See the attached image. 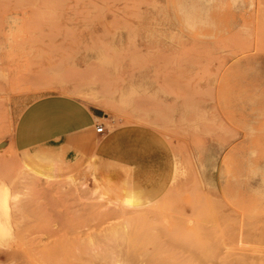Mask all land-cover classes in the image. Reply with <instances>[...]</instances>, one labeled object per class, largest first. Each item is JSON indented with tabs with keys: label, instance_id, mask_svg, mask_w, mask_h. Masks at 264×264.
<instances>
[{
	"label": "rangeland",
	"instance_id": "rangeland-1",
	"mask_svg": "<svg viewBox=\"0 0 264 264\" xmlns=\"http://www.w3.org/2000/svg\"><path fill=\"white\" fill-rule=\"evenodd\" d=\"M0 184V264H264V0H0Z\"/></svg>",
	"mask_w": 264,
	"mask_h": 264
},
{
	"label": "crops",
	"instance_id": "crops-1",
	"mask_svg": "<svg viewBox=\"0 0 264 264\" xmlns=\"http://www.w3.org/2000/svg\"><path fill=\"white\" fill-rule=\"evenodd\" d=\"M50 97H54V96H50ZM55 97H58V96H55ZM44 98H46V97H44ZM70 100H72V99H70ZM72 101H75L77 104H79L81 107H83L89 113V115H90L89 124L75 128V129H72L70 131H65V132L59 133L56 136H58L60 134L69 133V132H72L74 130H82V129L91 128L94 124V121L101 119V117H102L99 108L84 105V104H82L76 100H72ZM98 124H102L104 127L102 132L96 131V126ZM52 125L53 124H48V125L44 124L39 132L27 134L25 136V138H27L30 141V143H32V144H27V145H34L37 143H42V142H45L49 139L54 138L55 136L52 137V133H53V126ZM95 125L96 126L94 127V130L96 133L100 134V133L105 132V125L103 123H97ZM27 145H22V146H27ZM100 155H105V154L101 153ZM105 156H108V155H105ZM109 157H111V156H109ZM116 159H119V158H116ZM27 161H28V163H25V164L28 167L35 169V170H38L44 174H51V175H57V176H62L64 174V172L61 169H59L57 166H55V162L53 161V159H49L43 153H39L38 151H33L31 153H28ZM126 164H128V163H126ZM128 165L130 166V164H128ZM97 179H99V178L97 177Z\"/></svg>",
	"mask_w": 264,
	"mask_h": 264
},
{
	"label": "bare ground",
	"instance_id": "bare-ground-1",
	"mask_svg": "<svg viewBox=\"0 0 264 264\" xmlns=\"http://www.w3.org/2000/svg\"><path fill=\"white\" fill-rule=\"evenodd\" d=\"M28 167V166H27ZM28 169L30 170V171H33L35 174H37V175H40V176H43L44 178H46V179H55V178H59V177H61V176H57V175H51V174H44V173H42V172H40V171H38V170H35V169H32V168H30V167H28ZM68 180V179H67ZM24 190V189H23ZM23 192V191H22ZM21 193V192H20ZM96 193V192H95ZM15 194V193H14ZM16 195V194H15ZM14 195V196H15ZM22 197H24V196H22ZM91 197V196H90ZM95 197V196H94ZM13 198H15V197H13ZM99 198H102V195L101 196H99ZM10 199H12L11 197H10V194H9V187L7 186V185H5V184H0V241L2 242V241H4L5 240V235L6 234H8V231H7V229H6V227H5V225L3 224V220L5 219V218H7V215H8V207H9V200ZM95 199V198H94ZM11 202V201H10ZM13 202V201H12ZM13 204V203H12ZM11 204V205H12ZM12 210V209H11ZM10 210V211H11ZM17 210V209H16ZM19 210V209H18ZM132 216V215H131ZM130 216V217H131ZM143 216V215H142ZM121 217L122 218H124V219H126V217H124V216H122L121 215ZM133 218V217H132ZM143 218H145V217H143ZM147 218V217H146ZM134 219V218H133ZM129 220V219H128ZM84 228L85 229H83L82 231H81V235H80V238H83L84 240H86L90 245H91V247H92V250L94 251V249L96 248V245L97 246H105L107 243H103V244H100V243H96V241H97V237H101V238H103V240L104 239H106V237L109 235V232L107 231L106 233H103V234H98L100 231L98 230V233L95 231V230H93L92 228L93 227H87L86 228V226H84ZM107 228V227H106ZM108 229V228H107ZM110 229V228H109ZM105 231V229H102V232H104ZM98 248V247H97ZM104 248V247H103ZM24 249V248H23ZM23 251H25V249L23 250ZM26 255H27V253H26ZM29 256V255H28ZM31 256V255H30ZM43 260H45L44 261V263L43 264H55V261L54 260H52V259H50V258H48V257H43L42 258ZM61 260V259H60ZM185 260V259H184ZM31 262V261H30ZM34 262H36L35 260H34ZM37 263V262H36ZM61 263H62V261H61ZM110 264H130L129 262H126V261H121L118 257H116V258H114L112 261H111V263Z\"/></svg>",
	"mask_w": 264,
	"mask_h": 264
},
{
	"label": "built area",
	"instance_id": "built-area-1",
	"mask_svg": "<svg viewBox=\"0 0 264 264\" xmlns=\"http://www.w3.org/2000/svg\"><path fill=\"white\" fill-rule=\"evenodd\" d=\"M103 125L102 124H98L97 126H96V131L97 132H102L103 131Z\"/></svg>",
	"mask_w": 264,
	"mask_h": 264
}]
</instances>
